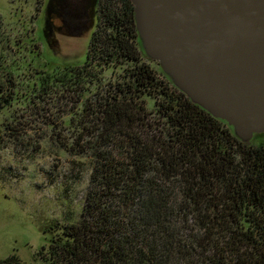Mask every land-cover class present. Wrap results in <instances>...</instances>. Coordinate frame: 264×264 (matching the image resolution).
<instances>
[{
  "label": "trees",
  "instance_id": "16d2710c",
  "mask_svg": "<svg viewBox=\"0 0 264 264\" xmlns=\"http://www.w3.org/2000/svg\"><path fill=\"white\" fill-rule=\"evenodd\" d=\"M97 11L85 60L31 86L39 102L72 103L59 122L45 105L37 114L91 163L79 217L44 229L39 264H264V133L243 142L178 89L142 50L131 0H99ZM111 66L121 73L105 82ZM11 74L0 76L3 106L19 97ZM0 264L23 263L13 253Z\"/></svg>",
  "mask_w": 264,
  "mask_h": 264
},
{
  "label": "rangeland",
  "instance_id": "374dc122",
  "mask_svg": "<svg viewBox=\"0 0 264 264\" xmlns=\"http://www.w3.org/2000/svg\"><path fill=\"white\" fill-rule=\"evenodd\" d=\"M46 12V0H0V76L6 81L13 72L12 96H19L9 105L0 102V127L6 134L0 148V258L15 253L23 264H39L49 237L45 228L55 220L79 217L91 165L89 158L72 156L60 148L52 140L53 128L37 114L45 105L47 119L59 122L61 111L71 109L72 103H64L59 96L46 104L30 93L37 75L85 60L97 20L73 34L80 24L71 20L67 28H54L47 39ZM54 19L58 25L60 20ZM120 73L119 66L107 68L105 82H114ZM20 122L27 124L25 130L20 129ZM6 126L20 129L19 139L7 135L12 130ZM62 134L67 136L65 131Z\"/></svg>",
  "mask_w": 264,
  "mask_h": 264
},
{
  "label": "water",
  "instance_id": "95a60500",
  "mask_svg": "<svg viewBox=\"0 0 264 264\" xmlns=\"http://www.w3.org/2000/svg\"><path fill=\"white\" fill-rule=\"evenodd\" d=\"M98 1L46 0V37L71 20L85 31ZM131 1L142 50L178 89L243 142L264 133V0Z\"/></svg>",
  "mask_w": 264,
  "mask_h": 264
}]
</instances>
